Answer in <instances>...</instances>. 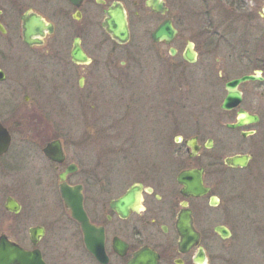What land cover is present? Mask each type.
Masks as SVG:
<instances>
[{
    "label": "flooded vegetation",
    "instance_id": "flooded-vegetation-1",
    "mask_svg": "<svg viewBox=\"0 0 264 264\" xmlns=\"http://www.w3.org/2000/svg\"><path fill=\"white\" fill-rule=\"evenodd\" d=\"M246 1L196 5L204 10L201 27L182 36V7L172 9L168 0H0V239L33 253L32 264H67L71 257L76 264H213L205 243L209 220L197 216L195 201L217 206L227 172L245 168L252 158L240 142L226 154L225 132L244 139L264 123V27L258 25L264 8L257 16L246 14L252 10ZM155 3L161 10L151 7ZM117 6L129 31L124 43L103 26ZM166 20L175 35L154 40L152 32ZM136 29L144 33L141 39L132 37ZM259 33V39L253 35ZM136 44L154 57L153 73L165 77L169 90L138 83L118 96L116 81H130L136 61L127 52ZM244 75L256 78L235 86L237 105L222 108L226 84ZM200 84L202 107L210 113L206 123L179 116L189 86ZM67 93L76 102L70 127L61 100ZM239 121L243 125L228 126ZM54 140L59 158L45 152ZM233 155L249 156L247 165H227L225 158ZM118 159L119 175L108 178ZM187 169L200 170L206 194H181L177 177ZM23 171L31 176L21 179ZM62 183L79 188L89 223L103 232L101 260L65 207ZM181 209L190 211L196 244H180ZM65 219L74 227L69 234ZM69 240L74 246L64 245ZM91 241L99 247L98 233Z\"/></svg>",
    "mask_w": 264,
    "mask_h": 264
},
{
    "label": "rangeland",
    "instance_id": "rangeland-1",
    "mask_svg": "<svg viewBox=\"0 0 264 264\" xmlns=\"http://www.w3.org/2000/svg\"><path fill=\"white\" fill-rule=\"evenodd\" d=\"M168 1L172 5V9H175L174 4H179L182 7L179 10L180 35L182 36L196 35L197 29L201 27V21L204 20V10L197 8L196 5L200 3H222L220 2L221 0ZM246 3L247 7L252 8L251 12H246V14L251 13L257 16V13H261L264 8V0H247ZM244 7L247 8L246 6ZM257 20L262 21L263 18L258 17ZM258 25L264 27V23L262 22L258 23ZM133 33L132 37L136 36L137 39L144 34L139 29L134 30ZM253 35L258 39L262 36L261 33ZM247 43L248 46H251V42L248 41ZM135 46L137 48L127 52L136 61L135 66L132 67L131 79L130 81L129 79H125L119 83L116 81L118 85L116 87V93H119L118 96L125 93L124 88H126V85H135L138 83H141V85L156 84L160 88H163L165 92L169 90V83L165 80V77L159 73H153V68L156 67L154 57L147 53L140 45L136 44ZM216 56L213 57L212 64L215 63L214 58ZM141 79H145V81L140 82ZM133 89L137 90L136 88ZM204 89L201 84L189 86V100L187 103L183 101L186 106H181L179 116H195L200 122H209L208 117L210 113L206 111V106L203 105L204 107H202L205 98ZM135 93L139 94L137 91ZM70 95L73 94L67 93V95L61 96L63 97L61 98L62 102L67 106V109L63 112V116L68 121V127L73 125L72 122L73 118H75L76 105L75 99ZM136 101H143V98L138 96ZM142 110L143 108H138V111L142 112ZM225 133L227 136L224 135V139L226 136L228 141L226 154L234 152L237 149L234 143L240 142V144L245 146L252 158L245 168L229 170L227 172L226 181L218 191L220 201L217 206H209L207 199L195 201L197 216L200 219L207 218L209 220V232H207L205 243L211 253L213 264H264V123L258 125L257 132L254 136L244 139L231 131ZM119 163L121 162L118 159L115 166L107 171L108 178H115L119 175ZM124 166L125 164L121 167ZM20 174L21 179L23 177L28 178L26 175L31 176L26 171L20 172ZM51 193H53L51 195L54 198L56 196V188L52 187ZM35 196L38 198L39 194L35 192ZM67 221L65 219V231L68 233L70 231L69 229L72 230L74 227H71ZM216 225L226 226L231 232L230 237L221 239L218 235L214 234L213 227ZM60 244L63 245L62 243ZM66 244L74 246L75 240H69L64 243V245ZM72 254H77V252L73 251ZM66 262L67 264H76L74 257L67 259Z\"/></svg>",
    "mask_w": 264,
    "mask_h": 264
},
{
    "label": "water",
    "instance_id": "water-1",
    "mask_svg": "<svg viewBox=\"0 0 264 264\" xmlns=\"http://www.w3.org/2000/svg\"><path fill=\"white\" fill-rule=\"evenodd\" d=\"M162 3V2H161ZM160 3V5H162ZM160 5L154 4L151 7L154 10H161ZM103 26L106 31L118 42L124 43L128 40L129 31L127 28V23L125 19L124 11L121 7L117 6L115 8L108 10V15ZM175 29L172 27L170 21L166 20L161 23L151 34L152 38L156 41L164 39L169 41L175 35ZM188 59H191L190 54L187 53ZM256 77L254 75H244L240 78L229 81L226 84L227 96L223 100L221 107L224 109H230L237 105L239 99V93H233L235 86L246 80H253ZM245 114V112H244ZM246 115V118L251 119L250 115ZM256 119V118H253ZM243 125V121H239L236 124L228 125L229 127H238ZM61 146L59 141L54 140L48 143L45 147V152L48 156L52 158H59L61 154ZM249 161V156L247 155H233L225 158V163L229 166H241L244 167ZM64 174L61 175V179ZM177 181L182 185L181 194L184 197L189 196H201L208 192V188L203 186L201 172L198 169H187L180 172L177 177ZM78 187L67 186L65 183L59 185L60 196L63 200L65 207L70 211L71 217L75 219L81 226L84 233V240L86 247L94 255L101 260L104 254L103 250V232L97 231L88 221L85 212L82 208V199L79 193ZM210 204H216V197H211ZM190 211L187 209H181L178 218L177 229L181 236V242L183 243H193L196 244L199 239V234L193 229ZM214 231L217 232L222 239L230 237L231 232L225 226L217 225L214 227ZM93 233H98L99 235V247H95L91 241V235ZM99 249V250H98ZM99 251V252H98ZM33 253L24 250L19 245L8 241L6 238L0 239V264H32ZM142 259V258H140ZM140 261V260H139Z\"/></svg>",
    "mask_w": 264,
    "mask_h": 264
}]
</instances>
